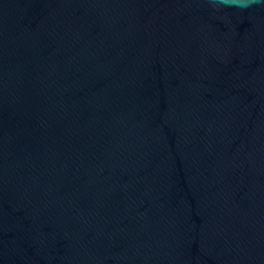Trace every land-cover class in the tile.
Here are the masks:
<instances>
[{
  "label": "water",
  "instance_id": "obj_1",
  "mask_svg": "<svg viewBox=\"0 0 264 264\" xmlns=\"http://www.w3.org/2000/svg\"><path fill=\"white\" fill-rule=\"evenodd\" d=\"M0 264H264V0H0Z\"/></svg>",
  "mask_w": 264,
  "mask_h": 264
}]
</instances>
